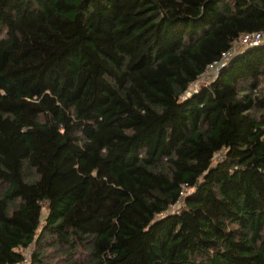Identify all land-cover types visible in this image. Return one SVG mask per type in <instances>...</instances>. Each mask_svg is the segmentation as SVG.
<instances>
[{"label": "trees", "instance_id": "1", "mask_svg": "<svg viewBox=\"0 0 264 264\" xmlns=\"http://www.w3.org/2000/svg\"><path fill=\"white\" fill-rule=\"evenodd\" d=\"M263 30L264 0H0V264H264Z\"/></svg>", "mask_w": 264, "mask_h": 264}, {"label": "built area", "instance_id": "2", "mask_svg": "<svg viewBox=\"0 0 264 264\" xmlns=\"http://www.w3.org/2000/svg\"><path fill=\"white\" fill-rule=\"evenodd\" d=\"M263 42H264V30L261 31V32H255V33H251V34H246L241 39V44L243 46H246V45L254 46V45L261 44ZM233 52H234V49L224 53L223 56H222V59L220 61H217V62H214L213 64H211L210 67L208 68V71L206 73L208 74L211 68H215L216 67L217 70H216V74L215 75H217L219 73V71L223 67H225L227 65V63L232 59ZM204 77L205 76H201L199 78V80H202ZM197 88H198V83L196 82V83L193 84L192 89L189 90L185 95L191 94L193 91H196Z\"/></svg>", "mask_w": 264, "mask_h": 264}, {"label": "rangeland", "instance_id": "3", "mask_svg": "<svg viewBox=\"0 0 264 264\" xmlns=\"http://www.w3.org/2000/svg\"><path fill=\"white\" fill-rule=\"evenodd\" d=\"M216 70H217L216 67H215V68H211L210 71H209V73H208V75L205 76L202 80H199V81H200V82H203L204 79H208L209 77L211 78V77L216 76V75H215V74H216ZM198 83H199V82H198ZM195 85H196V84H195ZM195 85H194V86H195ZM192 86H193V85H192ZM32 251H33V246H30V247H28V248H26V249L23 250V252H24V256H25V263H21V264H29L30 259H31ZM52 254H53V256H59V252H53ZM54 261H57V259L54 258Z\"/></svg>", "mask_w": 264, "mask_h": 264}]
</instances>
